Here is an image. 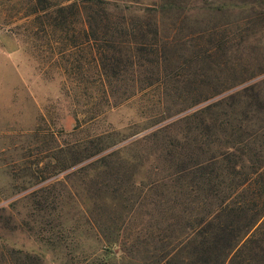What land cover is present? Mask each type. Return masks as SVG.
Returning <instances> with one entry per match:
<instances>
[{
	"label": "rangeland",
	"instance_id": "1",
	"mask_svg": "<svg viewBox=\"0 0 264 264\" xmlns=\"http://www.w3.org/2000/svg\"><path fill=\"white\" fill-rule=\"evenodd\" d=\"M34 2L0 0V264L18 260L12 247L26 262L120 264L108 237L139 220L130 188L154 175L157 148L143 136L167 124L166 142H181L197 100L264 74L244 80L264 68V0H120L116 19L135 34L156 19L161 39L131 48L127 29L121 51L109 33L96 43L81 29L38 32ZM121 57L135 64L112 71ZM107 153L114 180L97 160Z\"/></svg>",
	"mask_w": 264,
	"mask_h": 264
},
{
	"label": "trees",
	"instance_id": "2",
	"mask_svg": "<svg viewBox=\"0 0 264 264\" xmlns=\"http://www.w3.org/2000/svg\"><path fill=\"white\" fill-rule=\"evenodd\" d=\"M173 4L161 3L163 8ZM120 7V0H36L32 24L45 33L81 29L96 43L102 33H109L107 42L119 51L160 42L158 20L140 22L145 32L135 34L136 23L114 17ZM127 29L135 34L130 39L135 45L123 43L121 49L119 43L125 39H118V34L124 36ZM160 48H153L159 68L164 60ZM128 58L117 59L109 68L116 72L120 63L134 65ZM138 63L142 64L137 58ZM103 68H108L105 59ZM262 72L264 68L244 80ZM221 91L197 100L187 129L178 134L181 142H166L172 136L165 133L167 124L143 136L157 148L149 168L154 175L139 192L135 190L140 184L130 188L139 220L124 223L121 236L108 237V244L119 247L120 264H264V74L215 96ZM99 115L91 112L88 120ZM106 155L97 158L109 168L104 176L117 179L114 159ZM9 250L18 259L15 264H43L39 257L35 262L20 261L28 256L21 248ZM102 263L107 262L89 264Z\"/></svg>",
	"mask_w": 264,
	"mask_h": 264
}]
</instances>
